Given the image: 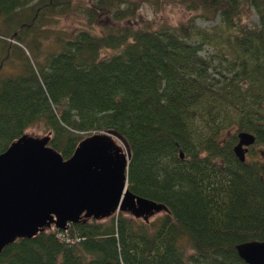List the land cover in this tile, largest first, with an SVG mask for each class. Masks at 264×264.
Instances as JSON below:
<instances>
[{
  "label": "trees",
  "instance_id": "trees-1",
  "mask_svg": "<svg viewBox=\"0 0 264 264\" xmlns=\"http://www.w3.org/2000/svg\"><path fill=\"white\" fill-rule=\"evenodd\" d=\"M33 1L0 0V21L11 28ZM69 2L30 8L44 19ZM180 2L218 24L81 32L39 76L27 66L0 79V154L38 125L64 160L85 137L115 134L130 152L128 190L169 213L150 223L119 212L65 232L52 227L5 248L0 264H245L236 246L264 242V158L241 163L233 152L241 132L264 146V0ZM92 4L117 22L137 8ZM248 10L258 18L251 27L239 24ZM3 47L0 70L9 66ZM102 50L115 53L103 58Z\"/></svg>",
  "mask_w": 264,
  "mask_h": 264
},
{
  "label": "water",
  "instance_id": "water-1",
  "mask_svg": "<svg viewBox=\"0 0 264 264\" xmlns=\"http://www.w3.org/2000/svg\"><path fill=\"white\" fill-rule=\"evenodd\" d=\"M237 139L233 152L245 163L255 137L241 132ZM50 141L51 136L24 134L0 154V255L18 240H30L52 227L65 231L81 219L104 220L122 212L148 223L169 213L165 205L128 190L130 152L115 134L83 139L67 160ZM236 251L245 264H264V242L243 243Z\"/></svg>",
  "mask_w": 264,
  "mask_h": 264
},
{
  "label": "rangeland",
  "instance_id": "rangeland-1",
  "mask_svg": "<svg viewBox=\"0 0 264 264\" xmlns=\"http://www.w3.org/2000/svg\"><path fill=\"white\" fill-rule=\"evenodd\" d=\"M93 1L70 0L66 8L59 6L54 12H48L42 19V17H37L42 12H34L30 8L37 2L34 0L29 5V9L25 10L27 18L21 19L19 23L15 21L11 28L5 26L6 21L10 22L9 18L2 17L0 21V56L4 52L3 46H5L8 50L7 65L9 66L0 70V79L14 76L22 72L27 66L39 76L40 68L46 64L47 60L53 55L62 53L66 47V42L75 40L81 32H86L92 36H101L104 31L116 27L128 26L132 30L144 28L155 30L160 26L176 27L180 24L189 23L188 21L194 22L201 29H210L219 22L218 17L211 18L201 10H188L180 2L182 0H128L135 3L137 7L135 15L128 21L117 22L113 21L107 12L95 10ZM122 8H125L124 5ZM257 23L258 18L252 10L245 11L239 17L240 25L251 27ZM114 53L113 50H102L100 54L101 57L105 58ZM201 54L209 56L212 51L210 48L204 47ZM25 134L39 138L52 137L51 131L43 125L34 126L28 129ZM116 143L124 151L126 150L120 141L116 140ZM251 149L255 155L250 156L248 153L247 160L264 158V146L256 145L252 146ZM160 215L150 218L149 223L155 221ZM182 245L191 252L185 240Z\"/></svg>",
  "mask_w": 264,
  "mask_h": 264
},
{
  "label": "built area",
  "instance_id": "built-area-1",
  "mask_svg": "<svg viewBox=\"0 0 264 264\" xmlns=\"http://www.w3.org/2000/svg\"><path fill=\"white\" fill-rule=\"evenodd\" d=\"M63 232H65V231H63Z\"/></svg>",
  "mask_w": 264,
  "mask_h": 264
}]
</instances>
